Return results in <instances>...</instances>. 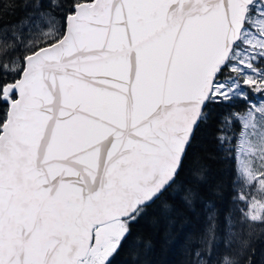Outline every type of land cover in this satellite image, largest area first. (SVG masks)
<instances>
[{"label": "snow or ice", "instance_id": "snow-or-ice-1", "mask_svg": "<svg viewBox=\"0 0 264 264\" xmlns=\"http://www.w3.org/2000/svg\"><path fill=\"white\" fill-rule=\"evenodd\" d=\"M0 264H141L136 230L231 166L191 264H259L264 0H0ZM225 251L215 252L217 237Z\"/></svg>", "mask_w": 264, "mask_h": 264}, {"label": "trees", "instance_id": "trees-1", "mask_svg": "<svg viewBox=\"0 0 264 264\" xmlns=\"http://www.w3.org/2000/svg\"><path fill=\"white\" fill-rule=\"evenodd\" d=\"M11 3L12 0H6ZM23 3V0H20ZM22 7L0 13V23L16 24L25 18ZM207 134L202 133L196 144L197 154L204 157L203 164L207 169L203 181L193 180L192 187L199 194L191 208L177 205L176 210L168 216L151 217L137 227L136 236L141 248V264H191L193 249L203 250V232L207 224L208 203L215 206L221 225L228 213L236 214V205L232 202L233 186L231 183V166L214 153L201 152L200 149H211L206 142ZM248 239L257 253L259 264H264V230L257 231L252 225L237 224V239ZM225 248L221 237H217L215 252L217 258Z\"/></svg>", "mask_w": 264, "mask_h": 264}, {"label": "rangeland", "instance_id": "rangeland-1", "mask_svg": "<svg viewBox=\"0 0 264 264\" xmlns=\"http://www.w3.org/2000/svg\"><path fill=\"white\" fill-rule=\"evenodd\" d=\"M252 227L256 229L257 231H263L264 230V225L261 224H253Z\"/></svg>", "mask_w": 264, "mask_h": 264}]
</instances>
